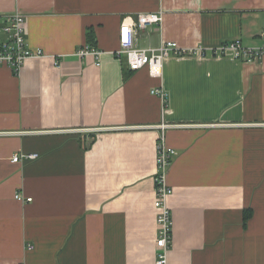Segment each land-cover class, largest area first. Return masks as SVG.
I'll return each instance as SVG.
<instances>
[{"label": "crops", "instance_id": "crops-1", "mask_svg": "<svg viewBox=\"0 0 264 264\" xmlns=\"http://www.w3.org/2000/svg\"><path fill=\"white\" fill-rule=\"evenodd\" d=\"M149 12L161 26L139 30V48L264 46V0H0V26L21 14L42 53L0 66V264H154L162 125L176 152L166 264H264V56L130 71L119 27Z\"/></svg>", "mask_w": 264, "mask_h": 264}, {"label": "built area", "instance_id": "built-area-1", "mask_svg": "<svg viewBox=\"0 0 264 264\" xmlns=\"http://www.w3.org/2000/svg\"><path fill=\"white\" fill-rule=\"evenodd\" d=\"M2 22L3 24L0 26V33L3 37L2 40L0 39V66H5L17 73L26 59L39 57L42 53L40 50H32L28 47L25 37V20L21 14H8L2 18ZM161 22L162 15L160 13L149 12L137 15L136 19H125L120 25L116 54L125 58L130 71L146 68L151 76L158 77L161 74L163 61L171 56L196 55L204 57L211 55L220 58L226 52H231L233 57L240 61H257L264 56V46L245 47L239 40L211 49H206L200 45L189 51L180 49L172 41L162 42L157 48L137 47L139 30H145L152 26L159 28ZM259 37L264 40V31L260 33ZM78 53L81 56L92 55L96 60L101 54L99 50L88 45L84 46ZM151 93L165 99V93L161 89H153ZM164 128L162 125L157 141V173L153 207L156 212L157 237L155 244L158 251L154 264H166V253L171 244V213L166 205V200L172 191L166 184L165 173L176 152L165 145ZM36 157V154H15L12 161L19 162ZM15 199L23 202L31 201L30 198H24L20 194L15 195Z\"/></svg>", "mask_w": 264, "mask_h": 264}]
</instances>
